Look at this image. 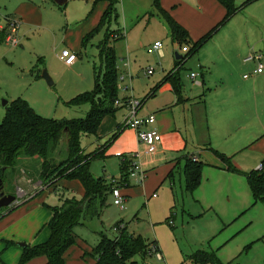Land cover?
<instances>
[{
    "label": "rangeland",
    "instance_id": "rangeland-1",
    "mask_svg": "<svg viewBox=\"0 0 264 264\" xmlns=\"http://www.w3.org/2000/svg\"><path fill=\"white\" fill-rule=\"evenodd\" d=\"M28 1L34 3V8L28 11L20 10L26 13L21 19L16 12L19 10V5L15 6L16 0H0V26L4 25L9 17L20 20L16 32V46H11L3 39L6 31L5 28H0V121L5 111L3 100L8 103L18 95L43 117L60 119L84 116L89 104L75 107L66 101L80 91L93 88V68H101L96 46L105 38V31L110 32L109 41L115 51L118 74L123 67L120 61L126 60L127 42L138 61L145 56L144 43L147 38L156 34L163 45L170 42L167 27L156 13L151 16L147 13L137 16L141 7L143 12L150 7V0H117L108 20L98 28L84 47L74 45L78 38L75 40L72 31L78 28L88 14L93 13L94 8L90 12L88 2L67 0L59 8L48 2L25 0ZM101 4L105 6L101 9L100 16L108 7L104 1L96 2V7ZM84 9L86 11L83 14ZM79 17L83 19L81 18L77 25H70L72 18L78 20ZM97 21L99 22V19ZM115 31L121 32L123 37L117 38L118 33ZM246 32L254 41L262 36L264 38V25H250ZM115 37L117 39H112ZM185 45L190 48L188 42ZM63 47L79 55L72 68L63 66L56 59V51L59 52ZM252 51L249 50L244 56ZM261 55L264 66V51H261ZM38 56L43 59V65L39 69H45L52 80L49 85L42 77H37L35 71L32 72L31 68ZM130 56L132 58V55ZM239 69L238 66L233 68L235 83L240 84V89H244L243 75L248 74L250 70ZM82 78H87L88 83L78 85L77 82ZM78 86L81 87L80 91H76L80 88ZM247 90L250 93L248 98L257 97V102H260V97H264V82L249 85ZM256 109H260L259 106ZM90 140L85 137L82 139L84 144H89L88 150L94 147ZM112 146L113 143L109 148ZM51 156L56 160L65 157L63 142L51 152ZM139 158L142 164V156ZM144 158L145 163L150 162V155ZM92 160L90 172L92 175L101 174L102 165L106 167L105 162L102 163L98 158ZM115 160L113 158L107 162L111 170L115 168ZM25 162L27 166L15 174L8 175L3 184L4 192L12 193L18 199L29 195L40 184L32 162ZM215 167L213 164L202 166L200 182L191 193H185L182 197V180L178 182L175 176L174 185L170 186L166 173L168 169L164 172L161 167L146 170L147 176H144L140 184L135 182L134 177L131 178V183L139 187L135 186L129 192L128 198L123 195V208L113 205L109 195L110 202L106 205L105 212L100 215L102 223L97 218H92L87 226L74 229L75 240L65 251V264H93L95 258L91 246L98 240L95 231L113 235L115 232L111 227L119 219L127 223L130 234L141 236L144 242L155 241L163 257L158 260L153 254H147L143 258L138 253L133 256L137 264H193V257L198 253L212 256V259L204 264H264V201H252L244 174H228ZM145 168L146 166L142 169ZM112 175L118 176L114 173ZM73 182L76 181L61 178L55 186L38 190L37 197L42 198L43 204L37 201L36 205L47 209L45 205L58 204L62 192L68 194L70 191L75 197H82V193L76 189L78 183L75 186ZM153 193L155 196L151 197ZM46 231V228L38 227L36 237H41ZM15 242L28 243L25 240Z\"/></svg>",
    "mask_w": 264,
    "mask_h": 264
},
{
    "label": "crops",
    "instance_id": "crops-1",
    "mask_svg": "<svg viewBox=\"0 0 264 264\" xmlns=\"http://www.w3.org/2000/svg\"><path fill=\"white\" fill-rule=\"evenodd\" d=\"M35 1L48 2L59 8L64 5V3L58 5L53 0ZM84 1L90 5V12L93 8L94 10L90 14L91 16L88 14L77 26L78 28L72 31L75 34V40L78 38V42L74 45H80V47H83L81 46L82 36L98 24L97 20L100 17L101 9L105 6L101 4L96 7V2H107L106 0ZM233 1L236 4L243 2V0ZM32 3L16 0L15 6L19 5V10L16 12L21 19L24 18L25 11L34 8ZM159 3L186 30L185 38L190 45L203 32L215 25L224 14V7L218 0H159ZM149 9L150 11H148ZM142 10V7L138 10V17L145 13L149 16L156 13L166 25L154 8L152 0H150V7L144 12ZM85 11L86 9L82 13L84 14ZM81 18L83 19V17ZM81 18L79 17L78 20L72 18L70 25L74 27ZM256 24L261 27L264 25V0H254L238 9L194 52H190L188 46V50L183 52L180 47L184 43L180 44L170 36L167 25L170 42H166L165 45L161 42L160 48L155 52L149 53L144 49L145 56L141 61H138L134 51L129 49L127 42V56L125 61H120L123 66L120 74H118L117 64L115 65L117 66V75L123 76L122 80L117 81V97L124 99L127 95H131L140 99L138 115H154V121L148 126L159 132L160 138L155 145V150L152 153L146 152L145 145L137 142L135 130L121 127L126 112L123 106L117 105L113 114L105 115L96 127L97 138H90V143L94 145L90 150H93L101 145L106 136L115 130L118 131L109 145L104 148L103 156L97 157L98 160H102V163L105 162V168L108 167L107 173L103 164L102 173L93 176L108 177L113 176L112 173L118 175L119 156L135 150L138 151L139 157L143 158L141 167L146 166L144 170L142 169L144 174L146 170L159 167L162 168V172L168 169L167 175L171 170L172 177L168 178L170 186L174 185L176 176L178 182L182 180V188L181 169L185 156L195 155L202 160L203 166H212L213 164L219 171L232 173V171H228L222 159L212 151L216 150L228 156L231 165L238 169L240 174L245 175V170L249 172L255 170L256 165L261 163L264 158V97H260V102H257V97L248 98L250 93L247 88L257 82H264V67L262 72L252 73L255 62L244 60V55L249 50L259 53L264 51L263 36L254 41L249 38L246 32L250 25ZM2 27L5 28V31L7 30L6 23L0 26V28ZM115 32L118 33L117 35L115 33L116 37H123L121 32ZM155 40H159L156 34L147 38L144 48ZM59 52L56 51V59L62 63L59 59ZM77 56L79 57L76 54V58ZM75 63L76 59L69 65L64 63L62 65L72 68ZM237 66L240 68L239 70H250L248 75L243 77L245 78V81H242L244 89H240V84L235 83L236 75L233 68ZM149 67L152 68V72L147 74L145 69ZM184 70L185 72H183ZM191 71L195 72L193 77L189 76ZM77 83L85 85L88 83L87 78H82ZM174 85L177 87V94ZM80 90L81 87L76 91ZM257 106L260 109H256ZM112 143L114 146L109 148ZM85 145L88 147L89 144ZM146 155H150L151 158L148 163H145ZM113 158L116 159V164L115 168L111 170L107 162ZM25 161L32 162L37 176L41 161L36 155L34 157L20 155L16 161L14 174L18 170H22L25 165L27 166ZM74 181L76 182L72 184L76 186L78 183L76 189L83 195L84 191L80 182L77 179ZM55 185L56 183L53 186ZM135 186L139 187L137 184L130 183L129 186L120 187L118 190L121 195L128 198L129 192ZM36 189L40 190L39 187ZM37 191L36 193L32 191L25 196L26 200L19 199L20 203L9 206L6 211L0 210V264H17L19 261L21 247L15 241L25 240L34 245L47 239L49 230L45 222L50 218L51 211L47 205H45L47 209L36 205L37 201L43 204L42 198L37 197L39 193ZM185 193L188 192L184 188L181 189V197ZM227 197L229 198V195ZM33 199L35 202H32ZM109 202L108 198V204ZM105 210L106 208L103 212ZM97 220L103 222L100 216ZM124 223L127 226V223ZM38 227L47 229L46 233L39 238L36 237ZM95 232L97 234L99 230ZM8 241L13 242L8 243ZM65 254L64 252V260ZM45 261V256L39 255L28 259L23 264H44Z\"/></svg>",
    "mask_w": 264,
    "mask_h": 264
},
{
    "label": "trees",
    "instance_id": "trees-1",
    "mask_svg": "<svg viewBox=\"0 0 264 264\" xmlns=\"http://www.w3.org/2000/svg\"><path fill=\"white\" fill-rule=\"evenodd\" d=\"M116 1L107 0V9L101 14L98 24L82 36L81 46L84 47L98 28L108 20L115 8ZM253 1L243 0L242 3L236 4L233 0H218L224 7L222 18L191 42L190 52L196 51L233 13ZM152 4L165 21L170 36L178 43H184L182 45L187 44L185 38L187 33L183 26L161 6L159 0H152ZM109 33L105 31V38L97 44L101 68H93V88L80 91L66 101L67 104L75 107L85 103L89 104L84 116L60 119L43 117L36 113L19 95L5 104L3 119L0 121V178H2L3 184L8 175L14 174L16 161L20 155L29 157L36 155L41 161L37 174L40 181L39 189L50 187L61 178H68L77 179L84 191L80 198L72 195L70 191L67 192L68 194L62 192L58 204L47 205L51 211L50 218L45 222L49 230L47 240L34 245L25 243L21 247L17 264H23L28 259L39 255L45 256L44 264H65L64 252L75 240L74 229L87 226L88 221L92 218L98 219L108 204L111 189L115 184L104 175L94 177L89 166L92 159L103 156L104 148L109 145L118 131L115 130L106 136L101 145L93 150H88L82 139L84 137L86 139L97 138L96 127L105 115L113 114L117 108L114 102L119 98L117 97L118 75L117 66H115V51L109 41L111 38ZM42 65L43 59L38 56L31 68L37 77H40L41 69L39 68ZM174 90L177 94L175 85ZM60 142L65 145V157L56 160L51 156V152L59 147ZM212 151L222 159L229 171L240 172L231 165L228 156L216 150ZM124 159V161L119 159L118 177L122 176L119 180V187L129 186L131 183L128 179L131 159L129 156ZM202 166V160L195 155L185 156L181 173L183 174V188L186 192L191 193L200 182ZM171 172V170L168 172V178L172 177ZM244 173L251 191L252 201L254 203L259 200L264 201V158L260 169ZM37 190L34 192L36 193ZM22 200L26 199L22 198ZM20 202L21 200L16 198V201L6 208ZM6 208L0 210L6 211ZM111 228L115 232L113 235H108L106 232L97 233L99 240L91 247L95 258L94 264H137L133 256L139 253L140 256L145 257L147 243L155 242H144L141 236L130 234L121 219L116 220ZM12 242L8 241V243ZM211 259L212 256L208 257L198 253L193 257V264H204Z\"/></svg>",
    "mask_w": 264,
    "mask_h": 264
},
{
    "label": "built area",
    "instance_id": "built-area-1",
    "mask_svg": "<svg viewBox=\"0 0 264 264\" xmlns=\"http://www.w3.org/2000/svg\"><path fill=\"white\" fill-rule=\"evenodd\" d=\"M20 20L15 19L13 17H9L6 19V32L3 39L10 44L11 46H16L18 44V38L16 37V32L20 26ZM161 46V41L155 40L152 44L148 45L145 50L147 52H155L158 50ZM180 49L183 52H186L187 45H182ZM59 59H61L62 63L69 65L74 62L76 59V54L67 48H63L59 52ZM262 55L259 52L252 51L249 52L248 55L245 56L244 60L249 61L252 60L255 62V67L252 69V73H260L263 70V62H261ZM152 72V68H146L145 73L150 74ZM195 75V72H189V76L193 77ZM248 74H244L243 77H246ZM123 76L118 75L117 80H122ZM116 105H121L125 109V116L123 117L121 127L123 128H132L136 132V138L138 143H142L145 145V151L148 153H152L155 150V145L159 141L160 133L157 132L152 127H149L148 124L152 123L154 121V115L148 114L146 116H139L137 110L139 109L141 105V100L137 97H133L131 95H127L124 99H115L114 102ZM130 157V169L128 173V179L131 181V178H135L137 183H141L144 179V172L141 167L139 153L137 150L131 151L130 153L124 155L121 154L119 156V159L124 161L125 157ZM261 168V163H258L256 165V169ZM108 180L112 181L115 185L111 189L110 196L112 197V204L120 206V208H123V195L120 194L118 188H120L118 185L119 180H121L122 176H108L106 177ZM40 185V184H39ZM39 187V186H38ZM151 196H155V194H151ZM16 201V199H15ZM114 230V229H113ZM147 254H153L158 260H162V255L160 251L157 248V245L155 242H148L146 246Z\"/></svg>",
    "mask_w": 264,
    "mask_h": 264
},
{
    "label": "water",
    "instance_id": "water-1",
    "mask_svg": "<svg viewBox=\"0 0 264 264\" xmlns=\"http://www.w3.org/2000/svg\"><path fill=\"white\" fill-rule=\"evenodd\" d=\"M56 4L62 5L63 3L66 2V0H53ZM40 76L45 80L46 84H51L52 80L50 76L47 74L45 69L42 68L40 72ZM3 103H6V101L3 100ZM16 199V196L12 193L4 192L3 190V180L0 178V209L1 208H6V206L10 205L13 203ZM20 247H23L25 242H19L17 243Z\"/></svg>",
    "mask_w": 264,
    "mask_h": 264
}]
</instances>
